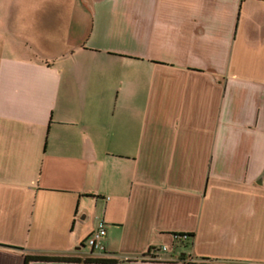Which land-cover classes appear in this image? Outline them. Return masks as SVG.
Returning a JSON list of instances; mask_svg holds the SVG:
<instances>
[{"label":"crops","instance_id":"obj_1","mask_svg":"<svg viewBox=\"0 0 264 264\" xmlns=\"http://www.w3.org/2000/svg\"><path fill=\"white\" fill-rule=\"evenodd\" d=\"M25 254L264 264V0H0V264Z\"/></svg>","mask_w":264,"mask_h":264},{"label":"trees","instance_id":"obj_2","mask_svg":"<svg viewBox=\"0 0 264 264\" xmlns=\"http://www.w3.org/2000/svg\"><path fill=\"white\" fill-rule=\"evenodd\" d=\"M146 254H143L145 256ZM32 260H62V261H70V262H83V263H91V262H105V263H115L116 259L102 258V257H92L86 256L85 258H79L76 256H58V255H41V254H25L23 264H28L29 261Z\"/></svg>","mask_w":264,"mask_h":264},{"label":"built area","instance_id":"obj_3","mask_svg":"<svg viewBox=\"0 0 264 264\" xmlns=\"http://www.w3.org/2000/svg\"><path fill=\"white\" fill-rule=\"evenodd\" d=\"M105 235V228L103 221L98 223V226L89 234L86 239V244L92 250L102 251L104 249L103 236ZM163 250H166V246H161Z\"/></svg>","mask_w":264,"mask_h":264}]
</instances>
